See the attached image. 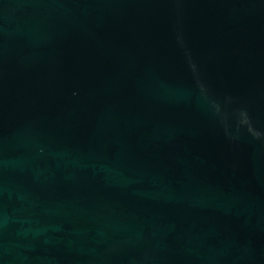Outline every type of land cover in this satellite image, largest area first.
Here are the masks:
<instances>
[{
	"label": "water",
	"instance_id": "water-1",
	"mask_svg": "<svg viewBox=\"0 0 264 264\" xmlns=\"http://www.w3.org/2000/svg\"><path fill=\"white\" fill-rule=\"evenodd\" d=\"M0 264H264V0H0Z\"/></svg>",
	"mask_w": 264,
	"mask_h": 264
}]
</instances>
